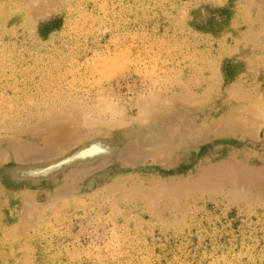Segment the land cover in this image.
I'll return each mask as SVG.
<instances>
[{
  "label": "rangeland",
  "instance_id": "obj_1",
  "mask_svg": "<svg viewBox=\"0 0 264 264\" xmlns=\"http://www.w3.org/2000/svg\"><path fill=\"white\" fill-rule=\"evenodd\" d=\"M260 108L264 0H0V264H264Z\"/></svg>",
  "mask_w": 264,
  "mask_h": 264
},
{
  "label": "bare ground",
  "instance_id": "obj_2",
  "mask_svg": "<svg viewBox=\"0 0 264 264\" xmlns=\"http://www.w3.org/2000/svg\"><path fill=\"white\" fill-rule=\"evenodd\" d=\"M107 67L109 66V64L108 65H106ZM109 68V67H108ZM260 114L263 116V118H264V108H260ZM100 150V148L99 147H97V146H91L87 151H86V153L87 154H89L90 153V155L91 154H93L94 152H97V151H99ZM82 153H84V152H82ZM85 153V154H86ZM83 157V156H82ZM82 159V158H81Z\"/></svg>",
  "mask_w": 264,
  "mask_h": 264
}]
</instances>
